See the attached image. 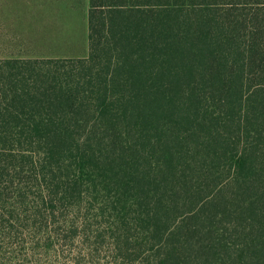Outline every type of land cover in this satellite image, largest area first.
<instances>
[{
	"label": "trees",
	"instance_id": "1",
	"mask_svg": "<svg viewBox=\"0 0 264 264\" xmlns=\"http://www.w3.org/2000/svg\"><path fill=\"white\" fill-rule=\"evenodd\" d=\"M88 40L0 60V264L52 229L105 264H264V0H90Z\"/></svg>",
	"mask_w": 264,
	"mask_h": 264
},
{
	"label": "rangeland",
	"instance_id": "2",
	"mask_svg": "<svg viewBox=\"0 0 264 264\" xmlns=\"http://www.w3.org/2000/svg\"><path fill=\"white\" fill-rule=\"evenodd\" d=\"M35 5V0H0V60L87 58L90 0H66L63 7L59 0L54 7L39 3L36 8ZM93 213L90 215L95 217ZM65 233L52 229L50 237L54 246L46 248L49 235L25 232L11 241L10 254L6 256L22 257L25 260L22 264H38V261L40 264H69L72 261L105 264L108 253L91 256L80 237L67 242ZM51 249L60 250L64 259H57V253Z\"/></svg>",
	"mask_w": 264,
	"mask_h": 264
},
{
	"label": "crops",
	"instance_id": "3",
	"mask_svg": "<svg viewBox=\"0 0 264 264\" xmlns=\"http://www.w3.org/2000/svg\"><path fill=\"white\" fill-rule=\"evenodd\" d=\"M59 1H62V7L63 5H65L66 3V0H59ZM36 2V8H39V3L40 4H45L47 7H54V3H56V0H35Z\"/></svg>",
	"mask_w": 264,
	"mask_h": 264
}]
</instances>
